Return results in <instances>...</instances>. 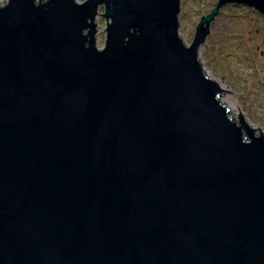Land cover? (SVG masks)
I'll list each match as a JSON object with an SVG mask.
<instances>
[{"label":"water","instance_id":"water-1","mask_svg":"<svg viewBox=\"0 0 264 264\" xmlns=\"http://www.w3.org/2000/svg\"><path fill=\"white\" fill-rule=\"evenodd\" d=\"M232 4L190 46L181 0L0 7V264H264V133L200 60Z\"/></svg>","mask_w":264,"mask_h":264},{"label":"rangeland","instance_id":"rangeland-1","mask_svg":"<svg viewBox=\"0 0 264 264\" xmlns=\"http://www.w3.org/2000/svg\"><path fill=\"white\" fill-rule=\"evenodd\" d=\"M218 1L181 0L180 35L188 46L193 43L203 16ZM8 3L9 0H0V7ZM104 13L102 6L97 18L99 49L105 47L107 39ZM211 27V35L200 51L203 68L209 78L227 90L222 99L237 114L235 119L231 114L233 120L240 122L242 113L257 135L264 133V15L246 5L232 4L221 10Z\"/></svg>","mask_w":264,"mask_h":264},{"label":"bare ground","instance_id":"bare-ground-1","mask_svg":"<svg viewBox=\"0 0 264 264\" xmlns=\"http://www.w3.org/2000/svg\"><path fill=\"white\" fill-rule=\"evenodd\" d=\"M220 85H221V84H220ZM221 86H222V85H221ZM222 87H223V86H222ZM223 88H224V87H223ZM221 102H222L224 105L227 106V108L229 109L230 114H232L233 118L235 119L236 116H237V114L233 113L234 111L230 108V106L228 105V103L224 102L223 99H221ZM246 123H247V122H246ZM247 124H249V123H247ZM251 126H252V125H251ZM252 127H253V126H252Z\"/></svg>","mask_w":264,"mask_h":264}]
</instances>
